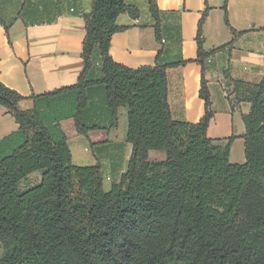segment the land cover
Masks as SVG:
<instances>
[{"label":"trees","instance_id":"trees-1","mask_svg":"<svg viewBox=\"0 0 264 264\" xmlns=\"http://www.w3.org/2000/svg\"><path fill=\"white\" fill-rule=\"evenodd\" d=\"M148 5L161 41L157 0ZM124 12L140 15L126 0H95L84 14L85 66L78 82L38 96L73 91L71 99L20 110L24 96L0 81V104L16 118L23 137L13 148L5 146L12 135L0 142V242L6 251L0 264H166L171 259L264 264V77L258 83L232 80L236 103H251L243 116L246 162L232 163L230 145H217L208 136L214 113L204 76V117L176 120L168 101L167 69L186 61L160 63L163 49L155 65L136 69L112 58L111 38L126 28L117 22ZM202 26L203 19L196 60L204 67L205 59L225 46L205 51ZM96 49L103 78L90 80ZM97 83L106 87L114 122L119 109L127 107V139L133 144L127 171L109 191L101 165L74 164L66 135L54 125L72 116L80 133L99 128L88 125L84 115L87 89ZM152 149L165 151L166 158L150 160ZM35 172L41 174L38 183L31 180Z\"/></svg>","mask_w":264,"mask_h":264},{"label":"crops","instance_id":"crops-1","mask_svg":"<svg viewBox=\"0 0 264 264\" xmlns=\"http://www.w3.org/2000/svg\"><path fill=\"white\" fill-rule=\"evenodd\" d=\"M139 8L138 18L121 13L117 22L126 26L112 35V58L130 68L155 65L159 56L162 64L177 61L186 63L167 69L168 101L176 120L199 122L206 113L205 100L200 96L203 76L211 95L213 116L208 136L217 145H230L229 160L246 162L244 114L251 103H236L233 79L258 83L264 77V0H157L162 20L161 37H156L155 19L148 0H126ZM95 0H0V81L24 96L20 110H31L36 103L66 101L73 91L55 97H38L78 82L84 70L83 46L86 37L84 14L90 12ZM226 14L229 23H226ZM203 19L204 49L210 52L204 67L198 62L197 34ZM5 23L9 29L6 30ZM232 29L243 32L237 36ZM93 66L87 74L90 80L103 78L102 57L96 49ZM88 106L85 122L99 128L78 131L76 120L69 116L54 122L58 133H64L72 152L74 164H100L105 170L112 167L115 177L107 176L104 185L109 191L119 183L128 169L133 144L127 139L128 109H119L117 122L111 116L106 101V87L97 83L87 89ZM35 97H38L37 100ZM42 107V106H41ZM73 108V107H72ZM72 109L69 110L71 112ZM49 114L50 120L54 119ZM12 135L5 146L13 148L23 137L16 118L0 104V142ZM232 138L229 140V138ZM127 156L126 167L115 169L112 157ZM108 163L106 159H109ZM150 160H164L165 151L152 149ZM40 182V172L31 180Z\"/></svg>","mask_w":264,"mask_h":264},{"label":"rangeland","instance_id":"rangeland-1","mask_svg":"<svg viewBox=\"0 0 264 264\" xmlns=\"http://www.w3.org/2000/svg\"><path fill=\"white\" fill-rule=\"evenodd\" d=\"M13 149L9 150L8 152H6L5 154H8V153H11ZM122 151V154L121 152L120 153H117V155H115L114 157H112V163H116L115 165V169L117 170V166L120 165L118 167V169H123L124 167H126V163H127V156H126V153H124V149L121 150ZM111 158L109 159H106L107 160V163H108V160H110ZM109 164V163H108ZM109 168V171L108 170H105V174H106V177L107 176H110V177H115L114 173H113V169L112 167H108ZM103 174H104V170H103ZM104 176V175H103ZM105 177V178H106ZM105 178H104V185L107 187L108 186V183L107 181H105ZM33 183L36 182L35 179L32 180ZM6 254V251L4 249V246L1 244L0 242V259H2ZM166 264H183V262L177 260V259H171L169 260Z\"/></svg>","mask_w":264,"mask_h":264}]
</instances>
